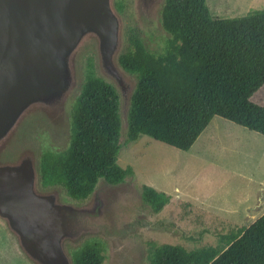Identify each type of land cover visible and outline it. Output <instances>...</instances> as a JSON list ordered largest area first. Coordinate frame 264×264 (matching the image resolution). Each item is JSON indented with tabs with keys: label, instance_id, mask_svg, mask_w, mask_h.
Segmentation results:
<instances>
[{
	"label": "rangeland",
	"instance_id": "374dc122",
	"mask_svg": "<svg viewBox=\"0 0 264 264\" xmlns=\"http://www.w3.org/2000/svg\"><path fill=\"white\" fill-rule=\"evenodd\" d=\"M164 0H0V264H73L97 242L105 264H150L162 243L215 246L264 213V135L215 116L184 151L148 135L130 141L128 112L137 77L120 56L139 38L162 53ZM214 17L264 13V0H207ZM3 9V11H2ZM121 96L118 163L134 168L119 184L100 179L86 199L42 184L44 152L64 151L86 77ZM252 101L264 106V85ZM143 184L171 196L156 213Z\"/></svg>",
	"mask_w": 264,
	"mask_h": 264
},
{
	"label": "trees",
	"instance_id": "16d2710c",
	"mask_svg": "<svg viewBox=\"0 0 264 264\" xmlns=\"http://www.w3.org/2000/svg\"><path fill=\"white\" fill-rule=\"evenodd\" d=\"M163 28L169 43L162 53L139 38L121 54L122 67L137 77L128 112V140L148 135L188 151L215 116L264 135V106L252 96L264 85V13L214 17L207 0H164ZM121 96L103 77L90 74L72 108L70 142L64 151L40 159L42 184L61 185L74 199H86L100 179L119 184L134 175L118 163ZM143 198L159 213L171 196L143 184ZM215 246L187 248L162 243L150 264H264V213ZM97 242L73 254V264H105Z\"/></svg>",
	"mask_w": 264,
	"mask_h": 264
},
{
	"label": "bare ground",
	"instance_id": "6f19581e",
	"mask_svg": "<svg viewBox=\"0 0 264 264\" xmlns=\"http://www.w3.org/2000/svg\"><path fill=\"white\" fill-rule=\"evenodd\" d=\"M0 7H1V6H0ZM1 8H2V7H1ZM1 8H0V9H1ZM2 11H3V9H2ZM0 18H1V17H0Z\"/></svg>",
	"mask_w": 264,
	"mask_h": 264
}]
</instances>
